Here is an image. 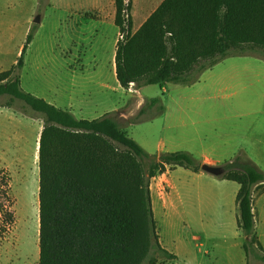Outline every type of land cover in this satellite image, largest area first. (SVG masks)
Returning a JSON list of instances; mask_svg holds the SVG:
<instances>
[{"label":"rangeland","instance_id":"obj_1","mask_svg":"<svg viewBox=\"0 0 264 264\" xmlns=\"http://www.w3.org/2000/svg\"><path fill=\"white\" fill-rule=\"evenodd\" d=\"M147 2L132 0L130 13ZM115 14V0H0V71L17 62L37 24L19 70L26 92L77 118L129 107L132 114L127 111L126 118L117 112L113 117L148 154L146 168L162 153L187 151L201 165L204 157L219 159L218 166L240 157L264 171V50L233 51L191 83L125 89L115 75ZM37 16L41 21L34 23ZM9 101L11 96H0V105ZM12 103L0 109V175L5 172L10 179L9 198L0 188V205L13 214V222L0 232V264H40L39 139L44 122L22 100ZM248 113L257 116L251 140L245 137ZM200 171L177 166L150 180L160 242L177 255L160 256L157 264H264L261 249L252 246L247 253L244 248L248 238L238 224L239 184ZM253 196L264 247V185L255 187Z\"/></svg>","mask_w":264,"mask_h":264},{"label":"trees","instance_id":"obj_2","mask_svg":"<svg viewBox=\"0 0 264 264\" xmlns=\"http://www.w3.org/2000/svg\"><path fill=\"white\" fill-rule=\"evenodd\" d=\"M115 24L121 37L115 68L128 89L170 82L191 83L233 51L264 50V0H163L133 30L132 0H115ZM31 27L17 62L0 71V96L22 100L43 117L39 139L40 264H157L177 258L160 242L150 180L168 168L194 172L201 164L187 151L166 152L146 168L148 154L109 114L77 118L71 111L21 86L19 70L34 38ZM153 99L151 104H155ZM141 109L139 115L143 114ZM138 115V118H139ZM224 179L237 182L239 226L248 253L264 247L256 231L254 188L264 185V171L251 159L237 157L223 166ZM9 177L0 188L9 198ZM5 232L13 214L0 205ZM252 247V248H253Z\"/></svg>","mask_w":264,"mask_h":264},{"label":"crops","instance_id":"obj_3","mask_svg":"<svg viewBox=\"0 0 264 264\" xmlns=\"http://www.w3.org/2000/svg\"><path fill=\"white\" fill-rule=\"evenodd\" d=\"M149 1H150V4L148 3ZM162 1L163 0H148V2L146 4V7H145V5L142 7V9H140V7L139 8L136 7L135 14H133V15L131 14L132 15V19H133V30L134 31H136L148 19V17L157 9V7L162 3ZM157 2H159V3H157ZM155 4H157V5H155ZM137 17L141 18L139 23L136 22ZM112 21L115 23V16L114 15L112 17ZM118 30H119V28H118ZM119 37H120V31H118L116 39H115V42H114V45H115L114 54H113L114 55V67H115L116 45H117V42L119 40ZM115 75H116V68H115ZM119 86H120V83H119ZM165 87H164V89H165ZM139 91H140V87H139ZM3 107L4 106L0 105V109H4ZM5 108L6 109H10V107H7V106H5ZM141 108L142 107H139V111H140ZM128 109H130V108L129 107H124V106H121V107L120 106H116V107H113V108H111L109 110H105V112H103V114L102 113L98 114V118L101 117V116H104L106 114H109V116L114 118L113 117V112H117V115H119L121 118L122 117L126 118L127 115H128V112L130 111ZM80 111L83 112V109L81 108ZM71 112L74 114L73 111H71ZM129 114H132L131 111L129 112ZM246 116H247V120L245 121V123H246V129H247L249 135L246 134L245 137L246 138L249 137L250 140H251V137H253L251 134H252L253 129L256 127V124H257V119H253V118L257 117V116L255 115L254 117H252L253 116L252 113H248V114H246ZM249 120H250V123H248ZM42 128H43V126H42ZM202 163H209V164H212V165H218L219 159H215V158H212V157H204ZM202 172H204V171H200V173H202ZM253 195H254V192H253ZM257 225H258V222L256 221V227H258Z\"/></svg>","mask_w":264,"mask_h":264},{"label":"water","instance_id":"obj_4","mask_svg":"<svg viewBox=\"0 0 264 264\" xmlns=\"http://www.w3.org/2000/svg\"><path fill=\"white\" fill-rule=\"evenodd\" d=\"M41 21L40 16H37L34 19V23H39ZM201 169L205 172H208L210 174H213L215 176H223L226 172V169L223 166H218V165H212L209 163H203L201 165Z\"/></svg>","mask_w":264,"mask_h":264},{"label":"bare ground","instance_id":"obj_5","mask_svg":"<svg viewBox=\"0 0 264 264\" xmlns=\"http://www.w3.org/2000/svg\"><path fill=\"white\" fill-rule=\"evenodd\" d=\"M33 205H34V203H33ZM33 210V209H32ZM34 211V210H33Z\"/></svg>","mask_w":264,"mask_h":264},{"label":"built area","instance_id":"obj_6","mask_svg":"<svg viewBox=\"0 0 264 264\" xmlns=\"http://www.w3.org/2000/svg\"><path fill=\"white\" fill-rule=\"evenodd\" d=\"M120 37H121V35H120ZM120 37H119V38H120Z\"/></svg>","mask_w":264,"mask_h":264}]
</instances>
